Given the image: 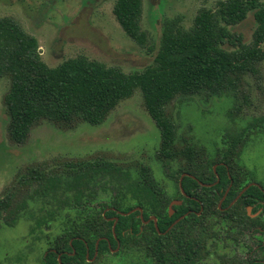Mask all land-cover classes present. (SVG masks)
I'll return each instance as SVG.
<instances>
[{
  "label": "trees",
  "instance_id": "trees-1",
  "mask_svg": "<svg viewBox=\"0 0 264 264\" xmlns=\"http://www.w3.org/2000/svg\"><path fill=\"white\" fill-rule=\"evenodd\" d=\"M142 5L143 0H115L112 9L123 32L154 55L150 64L131 73L83 55L50 67L41 57L35 36L16 19L0 18V79L9 80L3 105L13 142L24 143L41 121L66 128L77 123L101 125L122 100L139 90L144 109L160 134L155 158L165 177L175 182L177 199L183 200L169 216L170 196L143 163L138 165L137 176L102 157L28 168L18 184L34 187L31 201L13 207L11 194L1 198L0 218L8 227L24 218L29 222L28 235L45 248V264H59L58 257L63 264H99L88 261L98 239L99 254L108 252L107 241L115 247L118 240L120 253L133 259L130 264H205L202 259L212 252L207 243L213 242L216 251L219 235L241 228V223L244 229L260 226L246 211L264 202L258 187L250 186L230 205L246 185L255 182L241 159L252 135L248 130L257 129L259 123L236 124L232 129L240 130L225 134L229 178L218 167L216 182L211 169L219 161L216 155L197 146L192 138L180 137L166 108L181 97L218 95L225 90L236 94L242 76L257 73L256 66L264 61V1L219 0L213 8H199L188 28L182 16L164 18L156 49L148 45V33L141 27ZM250 16L255 26L251 41L245 43L233 28ZM182 173L196 178L182 180L187 198L176 183ZM228 186L221 211L218 202ZM104 195L108 199H100ZM134 207L142 208L145 220L154 217L161 234L152 221L142 225L138 212L116 213ZM4 211L7 214L2 217ZM113 217L118 221L112 231L109 218Z\"/></svg>",
  "mask_w": 264,
  "mask_h": 264
},
{
  "label": "rangeland",
  "instance_id": "rangeland-1",
  "mask_svg": "<svg viewBox=\"0 0 264 264\" xmlns=\"http://www.w3.org/2000/svg\"><path fill=\"white\" fill-rule=\"evenodd\" d=\"M217 1L143 0L141 27L148 33V45L157 48L164 18L182 16L183 25L188 28L199 8H213ZM114 3L115 0H0V18L16 19L27 33L35 36L41 57L50 67L83 55L131 73L150 64L154 55L123 32L112 12ZM254 26L250 16L233 30L249 43ZM256 69L255 75L242 76L236 94L225 90L218 95L181 97L172 101L166 112L175 119L180 137L192 138L197 146L210 150L213 144L221 143L226 133L240 130L232 129L236 124L257 121L258 128L248 130L252 135L243 149L242 162L255 182L264 187V61ZM8 87V78H1L0 199L11 194L10 206L31 201L34 187L18 184L26 169L101 157L130 169L136 176L138 165H147L170 198L175 196V182L164 176L155 158L160 134L144 109L139 90L122 100L101 125L77 123L66 128L41 121L32 127L24 143L17 144L7 132L3 97ZM5 214L6 211L2 217ZM28 225L24 218L8 227L0 218V264H39L44 248L28 235ZM104 259L119 257L108 255Z\"/></svg>",
  "mask_w": 264,
  "mask_h": 264
},
{
  "label": "flooded vegetation",
  "instance_id": "flooded-vegetation-1",
  "mask_svg": "<svg viewBox=\"0 0 264 264\" xmlns=\"http://www.w3.org/2000/svg\"><path fill=\"white\" fill-rule=\"evenodd\" d=\"M217 144L221 145L222 148L220 149L217 146ZM225 149L227 150V144L224 143L223 140H221V143L213 144L211 146L212 151L210 149H206L208 152H211L212 154L216 155L217 160H219L218 162L214 161L211 165V169H212V172L216 178V182L219 181V176L217 173L218 167H222L224 169L225 173L227 174V177L229 178V166H228L229 161H228L227 156H225L226 155L225 151H224ZM218 154H220V155H218ZM213 158H215V157H213ZM197 161H198V159H197ZM242 163H243V165H245L244 162H242ZM184 177H190L194 180L196 178L194 176L188 174V173H182L179 176L178 181L176 182L177 186L179 187V190H180L179 192L182 193V195L187 198L189 196H187L182 190V180ZM170 181H172V180H170ZM198 183L201 186H212V184L208 185V184H203L201 182H198ZM248 185L258 187L264 194V188L261 185H259L257 182H251ZM248 185H246L240 191V193L237 195V197L234 199V201L230 205H232L250 187L249 186L245 191H243ZM229 188H230V186H228L226 188V191H225L223 197L218 202V208L221 211H224V209H221L220 205H221L222 201L225 199V196H226ZM175 190H176V186H175ZM177 196H178V192L175 193L174 197L169 198L170 200H169V204L167 207L169 216H172L174 214L173 206H181L183 204V200L177 199ZM174 202H179L180 204H178V205L173 204L170 207V204L174 203ZM249 209H251V211H252L251 214L249 212ZM170 210L172 211V214H170ZM201 210H202V208L200 209V211ZM246 211L252 219L257 220L256 222H258V224H260V226H255L254 228L244 229V227H242V223H241V228L231 229L230 231L223 233L222 237L219 235L218 236L219 240H218V244L216 246V251H215V246L213 245V242L207 243L208 250H210L212 252L210 254H207L206 257L204 259H202L203 263H205V264H219V263L222 264V262H225V264H228L229 262L234 260L238 264H245V263L246 264H264V202H260V205L256 206L255 209H253L252 207H246ZM135 212L139 213L138 217H139L142 225H147L148 223H150V221H152L155 230L159 234H161L159 232V229L157 226V220L151 216H149L148 219L145 220L143 217V210L141 207H134L127 212L116 211L117 215H119V216H129ZM190 212L191 211H188L187 213H185L184 215H182L178 219H176L175 221H177V220L178 221L176 223L174 221L171 224V226L167 229V231L171 227H173L175 224H177L180 220H182ZM197 214H199V213H197ZM109 220L113 221V225H112V231H113L114 227L118 221V218L113 217V218H109ZM255 235H256V237H255ZM221 238H222V240H221ZM99 241H100V239H98L95 243V252H94L93 258L88 260L90 263L93 261H97L99 264H130V262L133 260L130 256H128V258H125V256H123L120 253V243L118 240H116V246L115 247H112L110 242L107 241V247L109 249L108 252H103V253L99 254L97 251ZM43 252L41 254L39 264H45L44 259L46 257V254H44ZM108 255L118 256L119 260H114V259L111 260L110 259L109 261H107L104 259V257H106ZM225 260H229V261L226 262ZM58 262H59V264H63V263H60L59 257H58ZM66 264H68V263H66Z\"/></svg>",
  "mask_w": 264,
  "mask_h": 264
},
{
  "label": "water",
  "instance_id": "water-1",
  "mask_svg": "<svg viewBox=\"0 0 264 264\" xmlns=\"http://www.w3.org/2000/svg\"><path fill=\"white\" fill-rule=\"evenodd\" d=\"M183 177V176H182ZM181 177V178H182ZM250 185H248L243 191H245L248 187H249ZM173 204H176V205H178V204H180L179 202H174V203H171L170 204V207H171V205H173ZM170 214H172V211L170 210ZM178 221V220H177ZM177 221H175V223L177 222Z\"/></svg>",
  "mask_w": 264,
  "mask_h": 264
}]
</instances>
